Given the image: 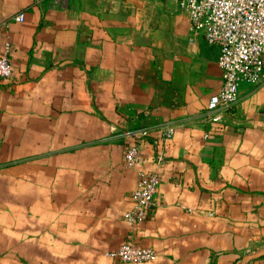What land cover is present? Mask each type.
I'll use <instances>...</instances> for the list:
<instances>
[{"label":"crops","instance_id":"crops-1","mask_svg":"<svg viewBox=\"0 0 264 264\" xmlns=\"http://www.w3.org/2000/svg\"><path fill=\"white\" fill-rule=\"evenodd\" d=\"M7 45L0 183L20 164L21 204L0 191V264H119L105 254L129 240L157 251L147 264H241L264 248V78L208 121L220 50L177 0H0V54ZM143 128L158 209L131 227L138 171L124 154Z\"/></svg>","mask_w":264,"mask_h":264},{"label":"built area","instance_id":"built-area-1","mask_svg":"<svg viewBox=\"0 0 264 264\" xmlns=\"http://www.w3.org/2000/svg\"><path fill=\"white\" fill-rule=\"evenodd\" d=\"M71 0H53L57 9H68ZM187 12L193 30L202 35L210 45L219 47V66L222 70L221 90L213 95L205 112L206 119L220 123L223 116L232 111L240 100L242 84L257 86L264 78V0H177ZM19 14L17 21L23 22ZM13 78L10 45L0 54V79ZM151 135L141 129L132 134L133 141L127 147L124 160L128 168L138 171V183L132 192V204L124 219L131 226L146 221L158 209V191L161 178L156 172L146 171L143 164V141ZM173 136L167 130L165 138ZM156 163L165 161L155 142ZM106 257L119 264H147L157 259L154 248L139 247L132 240L110 250Z\"/></svg>","mask_w":264,"mask_h":264},{"label":"trees","instance_id":"trees-1","mask_svg":"<svg viewBox=\"0 0 264 264\" xmlns=\"http://www.w3.org/2000/svg\"><path fill=\"white\" fill-rule=\"evenodd\" d=\"M12 169V173L15 178L12 181H6L5 183H0V191L6 187V199L13 205L20 206L21 204V180H20V164L9 166ZM17 177V179H16ZM5 185V186H4ZM4 196L1 197L2 201ZM19 216V214H17ZM19 219V217H18Z\"/></svg>","mask_w":264,"mask_h":264},{"label":"rangeland","instance_id":"rangeland-1","mask_svg":"<svg viewBox=\"0 0 264 264\" xmlns=\"http://www.w3.org/2000/svg\"><path fill=\"white\" fill-rule=\"evenodd\" d=\"M12 154H13L14 157L17 155L16 152H12ZM18 156H19V155H18ZM2 191H4V189H3ZM263 250H264V248H261L260 250H259V249H256V250L244 249V250L242 251L241 258L243 259V257L257 254V253H259V252H261V251H263ZM32 252H33V251H32L30 248H29V249L26 248V250H25V253H26V255L28 256V258H30V257L33 256V253H32ZM46 258H47V256H45L43 259H46ZM43 261L45 262L46 260H43ZM240 263H242V261H240ZM77 264H79V263H77ZM82 264H84V263L82 262ZM99 264H100V263H99ZM104 264H105V263H104Z\"/></svg>","mask_w":264,"mask_h":264},{"label":"water","instance_id":"water-1","mask_svg":"<svg viewBox=\"0 0 264 264\" xmlns=\"http://www.w3.org/2000/svg\"><path fill=\"white\" fill-rule=\"evenodd\" d=\"M263 256H264V250L257 254L244 257L241 264H247L250 260H256Z\"/></svg>","mask_w":264,"mask_h":264}]
</instances>
